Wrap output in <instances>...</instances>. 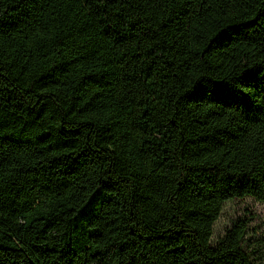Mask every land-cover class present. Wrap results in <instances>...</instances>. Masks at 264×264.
Here are the masks:
<instances>
[{
    "label": "trees",
    "instance_id": "1",
    "mask_svg": "<svg viewBox=\"0 0 264 264\" xmlns=\"http://www.w3.org/2000/svg\"><path fill=\"white\" fill-rule=\"evenodd\" d=\"M264 0H0V264H264Z\"/></svg>",
    "mask_w": 264,
    "mask_h": 264
},
{
    "label": "rangeland",
    "instance_id": "2",
    "mask_svg": "<svg viewBox=\"0 0 264 264\" xmlns=\"http://www.w3.org/2000/svg\"><path fill=\"white\" fill-rule=\"evenodd\" d=\"M244 219L258 236H264V204L252 199L244 198L229 201L224 205L222 215L214 227V237L219 239L225 236L234 221Z\"/></svg>",
    "mask_w": 264,
    "mask_h": 264
}]
</instances>
